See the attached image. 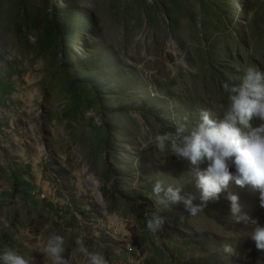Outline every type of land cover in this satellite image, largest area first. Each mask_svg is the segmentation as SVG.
<instances>
[{
	"label": "rangeland",
	"instance_id": "1",
	"mask_svg": "<svg viewBox=\"0 0 264 264\" xmlns=\"http://www.w3.org/2000/svg\"><path fill=\"white\" fill-rule=\"evenodd\" d=\"M248 66L264 71V0H0V249L50 264L58 234L66 264H87L77 238L106 264H264L223 191L145 227L157 179L200 203L154 136L226 103ZM226 191L264 222L258 190Z\"/></svg>",
	"mask_w": 264,
	"mask_h": 264
},
{
	"label": "clouds",
	"instance_id": "2",
	"mask_svg": "<svg viewBox=\"0 0 264 264\" xmlns=\"http://www.w3.org/2000/svg\"><path fill=\"white\" fill-rule=\"evenodd\" d=\"M223 87L227 92L226 103L214 110H201L190 128L177 121L173 131L154 136L158 152L186 163L200 203H193L196 197L192 193L182 196L180 187L165 186L157 179L151 188L156 210L146 214L145 227L151 233L160 231L165 222L160 211L177 203H182L189 216H195L223 191L233 222H249L252 228L248 238L257 251H264V222L250 219L241 211L237 195L226 191L230 181L241 188L250 186L258 190V205L264 209V71L245 67L238 83H226ZM181 119L186 121L187 117ZM178 220L183 221L184 215L180 214ZM75 243L79 252L86 255L87 264H106L101 253L88 252L81 238ZM221 250L228 256L234 251L230 244H222ZM39 252L50 264H66L61 235H50ZM0 264H30V261L13 249L4 248L0 249Z\"/></svg>",
	"mask_w": 264,
	"mask_h": 264
},
{
	"label": "bare ground",
	"instance_id": "3",
	"mask_svg": "<svg viewBox=\"0 0 264 264\" xmlns=\"http://www.w3.org/2000/svg\"><path fill=\"white\" fill-rule=\"evenodd\" d=\"M90 185H91V187L94 189V185H95V184H94V183H92V184H90Z\"/></svg>",
	"mask_w": 264,
	"mask_h": 264
}]
</instances>
